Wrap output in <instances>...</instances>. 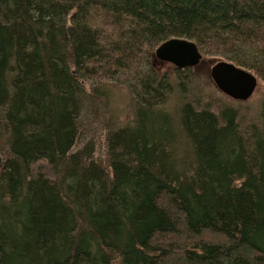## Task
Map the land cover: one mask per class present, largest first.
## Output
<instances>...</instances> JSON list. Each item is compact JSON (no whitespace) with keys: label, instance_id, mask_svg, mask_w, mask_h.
<instances>
[{"label":"trees","instance_id":"trees-1","mask_svg":"<svg viewBox=\"0 0 264 264\" xmlns=\"http://www.w3.org/2000/svg\"><path fill=\"white\" fill-rule=\"evenodd\" d=\"M172 38L264 80V0H0V264H264V94L247 132L218 90L173 119Z\"/></svg>","mask_w":264,"mask_h":264},{"label":"rangeland","instance_id":"rangeland-1","mask_svg":"<svg viewBox=\"0 0 264 264\" xmlns=\"http://www.w3.org/2000/svg\"><path fill=\"white\" fill-rule=\"evenodd\" d=\"M145 46H148V43H146ZM220 58L221 57L206 56V57H204V61L199 65L198 69H195V71H193V72L187 71L188 73L181 72L178 74L177 69L175 68L174 65L167 63V62H162V61L156 59L155 54H154V58H151V61L154 63H157V67H158L159 71L161 72V74H163V77L169 76V78H171V81H172V88H171L172 91L171 92H167V91L163 92V93L167 92L163 97V101L167 98H168V100H172V101L168 102V104H171V102H173V109L170 111V112H172V114H174L173 119H176L175 116L179 114L180 107L185 103H189L187 98L189 100H197V102H198V101H202L203 97H207V96H210V97L215 99L217 94L215 95L214 91L216 93H218L219 95H221L218 92L220 90L215 86L214 81L212 80V78L210 76V68L212 66V62L215 61L216 59H220ZM222 59H224V58H222ZM196 72H199L201 75L200 79H199L201 81L199 84H197L198 81L196 79L192 80V77L189 76V74H191V73L196 74ZM180 74H181V76L185 77V80L183 82L186 83L185 85L188 88V93L186 92L187 94L185 93L186 90L185 91L183 90V86H181L182 85L181 82L178 80V77H181ZM172 79H175V80L179 81L180 83L175 82V80H172ZM122 80H126V79H122ZM160 81L162 82L163 80H160V78L159 79L157 78V82L159 83ZM130 82L131 83H128V88L131 89L130 86L132 83H134V81L131 79ZM166 82L164 81V83H166ZM88 85H87V87H88ZM167 85H168V82H167ZM109 90H110V92H106L105 95H106V97L112 98V96H113L112 92H114V90H113V88H109ZM183 93H185V94H183ZM222 94H224V93H222ZM263 94H264V80L259 78V86H258L256 92L254 93V95L250 99H248L247 101H244L245 103L248 102L249 104L247 103V104L243 105L244 106L243 109L238 107L240 109V110H237L238 111V119H239V123H240V126H239L240 130H244V132L245 131L247 132L246 129L249 128L248 126L251 125L252 122L256 123V121H258V119H255L256 117H251V115L254 113H257L256 108H257L258 102L262 98ZM116 95H117L116 97L120 101H117V103H116L118 105V107L116 108L117 114L115 115V117L118 120L119 113H120L121 114V121L123 122V124H125L129 121L128 117L131 116L130 115L131 114L130 108H132L131 93H130V90L118 89V91L116 92ZM224 95H226V94H224ZM227 97H229V96H227ZM230 99L232 101H236L232 98H230ZM215 102L217 103V101H215ZM239 102H241V101H239ZM198 103H200V102H198ZM238 104H240V103H235V105H238ZM96 112H98V111H96ZM96 112L92 114V118H93L92 122H93V125L97 127L98 124H101V120L98 116V114L101 111L97 114H96ZM248 113L250 114V116L246 115ZM81 118H83V117L81 116ZM103 118H105L104 115H103ZM83 125L84 124H82L81 129L85 127V126L83 127ZM86 129H87L86 131H88V127ZM98 131H99V129H98ZM96 133H97L96 129H95V132H89L88 131V133H85L84 135H83V132H81L79 139H78L77 146L81 145L83 148V145L87 141L91 142V143H93V141H96V145L98 146V144H99L98 140L100 138V135L98 133L96 135ZM81 146H79L78 148H81ZM32 172H33V174L42 173L44 175H47L48 177H51L52 176V167L50 166V164L45 159H43V160H40V161L33 164V171ZM213 239H216V238H213Z\"/></svg>","mask_w":264,"mask_h":264},{"label":"water","instance_id":"water-1","mask_svg":"<svg viewBox=\"0 0 264 264\" xmlns=\"http://www.w3.org/2000/svg\"><path fill=\"white\" fill-rule=\"evenodd\" d=\"M155 57L178 69L196 67L204 61L198 45L184 38L165 41L156 49ZM210 76L222 93L239 101L250 99L259 85V79L253 72L223 59L212 62Z\"/></svg>","mask_w":264,"mask_h":264},{"label":"bare ground","instance_id":"bare-ground-1","mask_svg":"<svg viewBox=\"0 0 264 264\" xmlns=\"http://www.w3.org/2000/svg\"><path fill=\"white\" fill-rule=\"evenodd\" d=\"M92 80V79H91ZM48 162V161H47Z\"/></svg>","mask_w":264,"mask_h":264}]
</instances>
